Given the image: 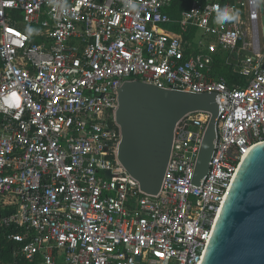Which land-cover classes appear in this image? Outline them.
Instances as JSON below:
<instances>
[{"label": "built area", "instance_id": "obj_1", "mask_svg": "<svg viewBox=\"0 0 264 264\" xmlns=\"http://www.w3.org/2000/svg\"><path fill=\"white\" fill-rule=\"evenodd\" d=\"M171 2L0 0V227L21 244L14 254L35 264H200L240 161L264 141V4L192 0L173 19ZM221 9L237 19L215 23ZM217 58L242 80L213 73ZM127 81L215 93L198 183L206 111L177 121L158 193L119 161Z\"/></svg>", "mask_w": 264, "mask_h": 264}, {"label": "water", "instance_id": "obj_2", "mask_svg": "<svg viewBox=\"0 0 264 264\" xmlns=\"http://www.w3.org/2000/svg\"><path fill=\"white\" fill-rule=\"evenodd\" d=\"M194 111L210 114L195 168L198 183L213 151L218 115L215 93L162 89L140 81L121 86L116 110L121 132L117 156L142 191L158 193L175 125ZM200 264H264V141L251 146L240 161Z\"/></svg>", "mask_w": 264, "mask_h": 264}, {"label": "trees", "instance_id": "obj_3", "mask_svg": "<svg viewBox=\"0 0 264 264\" xmlns=\"http://www.w3.org/2000/svg\"><path fill=\"white\" fill-rule=\"evenodd\" d=\"M223 3H230L232 0H222ZM192 3V0H172L170 6L166 9V13L172 18L179 17L180 13L187 10ZM1 66V63H0ZM213 73L223 75L228 83L233 80H242V78L231 72V68L222 63V60L217 58L213 68ZM7 229L0 227V264H35V262L24 259L20 254H14L13 251L21 244L11 241L7 238Z\"/></svg>", "mask_w": 264, "mask_h": 264}, {"label": "clouds", "instance_id": "obj_4", "mask_svg": "<svg viewBox=\"0 0 264 264\" xmlns=\"http://www.w3.org/2000/svg\"><path fill=\"white\" fill-rule=\"evenodd\" d=\"M250 3L253 7L259 6L261 4H264V0H250ZM64 11H67V7L65 5H61ZM130 7L135 10L136 5L131 4ZM237 19V16L234 12L229 11L228 9H221L217 10L214 18V22L217 24H225L227 22L235 21Z\"/></svg>", "mask_w": 264, "mask_h": 264}, {"label": "crops", "instance_id": "obj_5", "mask_svg": "<svg viewBox=\"0 0 264 264\" xmlns=\"http://www.w3.org/2000/svg\"><path fill=\"white\" fill-rule=\"evenodd\" d=\"M233 1V0H232ZM181 14V13H180ZM170 16V15H169ZM180 16V15H179ZM171 17V16H170ZM172 18V17H171ZM177 18H179V17H177ZM177 18H173V19H177ZM219 59H221L222 60V63L224 64V65H227L226 63H225V61H224V59H222V58H219ZM215 64H216V62H215ZM227 67L228 68H231V66L230 65H227Z\"/></svg>", "mask_w": 264, "mask_h": 264}, {"label": "rangeland", "instance_id": "obj_6", "mask_svg": "<svg viewBox=\"0 0 264 264\" xmlns=\"http://www.w3.org/2000/svg\"><path fill=\"white\" fill-rule=\"evenodd\" d=\"M164 27H165V28H169V27H168V26H166V25H165Z\"/></svg>", "mask_w": 264, "mask_h": 264}]
</instances>
